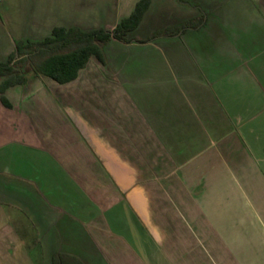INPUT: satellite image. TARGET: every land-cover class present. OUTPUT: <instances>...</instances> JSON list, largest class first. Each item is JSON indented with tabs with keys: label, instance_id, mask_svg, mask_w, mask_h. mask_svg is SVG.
I'll return each mask as SVG.
<instances>
[{
	"label": "crops",
	"instance_id": "0c3cea01",
	"mask_svg": "<svg viewBox=\"0 0 264 264\" xmlns=\"http://www.w3.org/2000/svg\"><path fill=\"white\" fill-rule=\"evenodd\" d=\"M95 1L0 5L1 65L56 28L113 33L147 1L74 79L29 56L22 83L0 76V264H165L156 193L178 208L240 163L264 177V0Z\"/></svg>",
	"mask_w": 264,
	"mask_h": 264
},
{
	"label": "rangeland",
	"instance_id": "374dc122",
	"mask_svg": "<svg viewBox=\"0 0 264 264\" xmlns=\"http://www.w3.org/2000/svg\"><path fill=\"white\" fill-rule=\"evenodd\" d=\"M100 2L94 0V8ZM0 10L4 13L5 6ZM5 22L0 13V25ZM2 30L0 27V51H5L9 39ZM247 167L240 163L237 175L222 176L219 192H188L182 207L179 203L178 208L171 206L169 193L155 194L158 207L153 227L164 238L165 234L174 238L172 256L164 249L165 264H170V258L172 264H264V177L245 175ZM178 232H189L183 245L188 247V259L185 251L182 256L176 248Z\"/></svg>",
	"mask_w": 264,
	"mask_h": 264
},
{
	"label": "trees",
	"instance_id": "16d2710c",
	"mask_svg": "<svg viewBox=\"0 0 264 264\" xmlns=\"http://www.w3.org/2000/svg\"><path fill=\"white\" fill-rule=\"evenodd\" d=\"M146 4L147 1L139 3L132 17L123 21L113 33L104 29L84 32L78 28H56L53 36L43 42L17 43L16 53L7 63L0 65V76L8 77V85L22 83L24 79L16 67L20 65V57L29 56L34 72H44L59 82H68L84 68L91 56L101 58L103 46L112 38L124 40L127 33L138 24ZM45 54L50 57L40 66L33 61L37 55Z\"/></svg>",
	"mask_w": 264,
	"mask_h": 264
},
{
	"label": "built area",
	"instance_id": "2783aa9c",
	"mask_svg": "<svg viewBox=\"0 0 264 264\" xmlns=\"http://www.w3.org/2000/svg\"><path fill=\"white\" fill-rule=\"evenodd\" d=\"M1 3H2V0H0V5H1Z\"/></svg>",
	"mask_w": 264,
	"mask_h": 264
}]
</instances>
